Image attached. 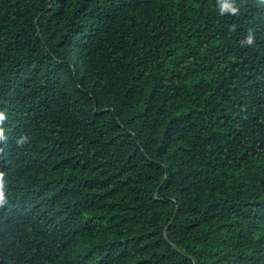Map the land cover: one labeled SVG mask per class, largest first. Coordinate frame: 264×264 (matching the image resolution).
<instances>
[{
    "label": "trees",
    "instance_id": "trees-1",
    "mask_svg": "<svg viewBox=\"0 0 264 264\" xmlns=\"http://www.w3.org/2000/svg\"><path fill=\"white\" fill-rule=\"evenodd\" d=\"M0 112V264H264V0H0Z\"/></svg>",
    "mask_w": 264,
    "mask_h": 264
},
{
    "label": "clouds",
    "instance_id": "clouds-1",
    "mask_svg": "<svg viewBox=\"0 0 264 264\" xmlns=\"http://www.w3.org/2000/svg\"><path fill=\"white\" fill-rule=\"evenodd\" d=\"M233 11H235L236 9H232ZM248 42L250 43L251 42V36H249L248 38ZM4 119V113L3 112H0V120H3ZM2 131V130H0Z\"/></svg>",
    "mask_w": 264,
    "mask_h": 264
}]
</instances>
